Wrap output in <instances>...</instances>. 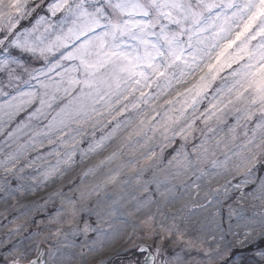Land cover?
Returning <instances> with one entry per match:
<instances>
[{
	"label": "snow or ice",
	"instance_id": "6c2138e0",
	"mask_svg": "<svg viewBox=\"0 0 264 264\" xmlns=\"http://www.w3.org/2000/svg\"><path fill=\"white\" fill-rule=\"evenodd\" d=\"M0 137L9 195L92 161L0 264H264V0H0Z\"/></svg>",
	"mask_w": 264,
	"mask_h": 264
},
{
	"label": "rangeland",
	"instance_id": "374dc122",
	"mask_svg": "<svg viewBox=\"0 0 264 264\" xmlns=\"http://www.w3.org/2000/svg\"><path fill=\"white\" fill-rule=\"evenodd\" d=\"M2 139L3 137H0V140ZM91 162L92 161L88 160L85 161L83 165H75L73 168L66 170L62 177L58 176L53 181H49L47 184L37 188L35 193L25 190L13 192L9 195L5 191L0 190V240H4L5 237L18 226H23L19 234L11 237L9 243L0 246V252H2L5 248L10 247L11 243H16L22 239V237L28 233L37 231H39L41 235L36 237L35 240L42 241L40 247L47 249L56 245L58 243V238L52 236V233L56 231L59 225L50 223V217L51 215H54L55 208L60 206V200L55 196H53L51 200H48V197L57 190H62L65 195H74V187L80 185L81 174L84 170H86ZM93 182L94 178H85V183ZM23 183L27 186L29 184H35L36 181L25 180ZM12 188H16V181L12 182ZM46 200L48 201L47 203H45ZM227 203H231V201H228ZM223 216L224 219L222 221V226L226 228L228 226L227 207L223 209ZM67 227L68 226L65 225L64 229L67 230ZM128 231L131 233V228H129ZM191 234L192 230H189V235ZM139 235H143V233H139ZM46 237L48 238L47 240H45ZM91 238L90 234V239ZM173 239L174 237H168L160 244V246L165 248L169 254H171L174 250H178L180 247V245H173L171 243ZM206 239L208 242L206 246L210 245L214 247L212 236L207 235ZM154 242L158 241H142L137 239L135 236H133L130 240L128 236L125 235L123 238L114 242L109 248H106L104 252L98 253L95 257L90 258L94 259L96 264H99V261L105 257H112V259L115 260L114 252L120 251V255L124 257V259L122 261L116 260V264H129V260L133 257V253L135 252L133 244H150ZM76 243H85L84 237L82 235L77 237ZM69 251L73 250L69 249ZM75 251L79 250L75 249ZM247 255L252 257L255 255V251L253 250L247 253ZM191 257H196L197 259L203 258L202 256H199L195 250H193L189 258ZM256 259L258 260L259 257Z\"/></svg>",
	"mask_w": 264,
	"mask_h": 264
}]
</instances>
